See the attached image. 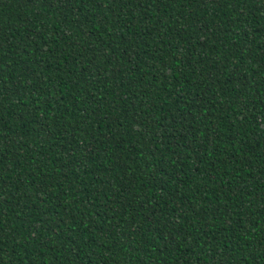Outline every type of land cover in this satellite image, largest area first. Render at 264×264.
<instances>
[{
    "label": "trees",
    "instance_id": "trees-1",
    "mask_svg": "<svg viewBox=\"0 0 264 264\" xmlns=\"http://www.w3.org/2000/svg\"><path fill=\"white\" fill-rule=\"evenodd\" d=\"M0 264H264V0H0Z\"/></svg>",
    "mask_w": 264,
    "mask_h": 264
}]
</instances>
